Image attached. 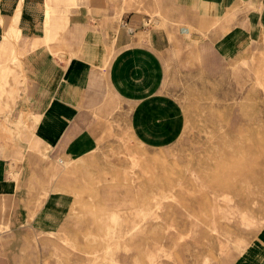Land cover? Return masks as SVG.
Instances as JSON below:
<instances>
[{
	"label": "crops",
	"instance_id": "crops-1",
	"mask_svg": "<svg viewBox=\"0 0 264 264\" xmlns=\"http://www.w3.org/2000/svg\"><path fill=\"white\" fill-rule=\"evenodd\" d=\"M120 4L0 0V264L28 261L22 247L34 231L92 230V219L99 218L106 220V229H118L130 208L114 200L132 198L133 190L116 191V198L115 189L95 192L96 204L84 207V220L71 226L66 217L73 198L54 190L53 156L76 160L81 167L97 149H116L126 137L153 148L168 145L183 127L175 88L197 84L199 78L208 84L231 55L264 37V0L144 3L195 27L222 19L223 30L217 35L206 30L205 36L186 26L151 23L148 14L119 10ZM137 4L126 0L121 5ZM226 20L232 24L225 25ZM54 39L68 46L63 58ZM43 147L48 159L39 154ZM70 178L58 176L57 186L69 185ZM107 198L111 204L99 207V200ZM199 224L153 222L144 229L205 228ZM228 264H264V227Z\"/></svg>",
	"mask_w": 264,
	"mask_h": 264
},
{
	"label": "rangeland",
	"instance_id": "rangeland-1",
	"mask_svg": "<svg viewBox=\"0 0 264 264\" xmlns=\"http://www.w3.org/2000/svg\"><path fill=\"white\" fill-rule=\"evenodd\" d=\"M130 1L138 4H120L118 9L148 14L151 23L198 29L199 36L223 30L220 18L208 27H195L168 16L156 4L144 5L149 0ZM228 24L232 21L226 20ZM54 44L63 58L68 48L64 39H54ZM197 80L175 88L183 127L168 145L153 148L126 137L116 149H97L92 161L81 167L76 160L53 156L54 190L73 198L66 217L71 226L84 220L82 209L93 206L95 192L115 189L116 198V191L123 195L122 189H132L135 195L114 200V205L130 208L118 229H106V220L99 218L92 219V230L32 232L22 247L29 259L23 264H228L257 239L264 227V37L231 55L208 84ZM211 87L213 93L205 94ZM39 154L51 157L45 147ZM62 175L72 181L58 187L56 179ZM106 203L109 206V198L98 205ZM153 222L201 223L205 228L144 229ZM217 222L226 226H207Z\"/></svg>",
	"mask_w": 264,
	"mask_h": 264
}]
</instances>
